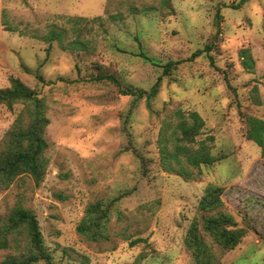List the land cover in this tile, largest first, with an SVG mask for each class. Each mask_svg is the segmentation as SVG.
I'll use <instances>...</instances> for the list:
<instances>
[{
  "label": "rangeland",
  "instance_id": "1",
  "mask_svg": "<svg viewBox=\"0 0 264 264\" xmlns=\"http://www.w3.org/2000/svg\"><path fill=\"white\" fill-rule=\"evenodd\" d=\"M79 27L87 49L53 37L68 45ZM107 74L159 93L149 105ZM12 76L50 119L42 181L0 188V237L15 206L37 216L49 257L33 264H196L186 236L208 185L247 230L221 264H264V157L246 135L248 116L264 119V0H0V89ZM23 108L0 105V151ZM178 109L205 120L196 142ZM204 139L216 161L196 167ZM7 237L0 264L29 245Z\"/></svg>",
  "mask_w": 264,
  "mask_h": 264
},
{
  "label": "trees",
  "instance_id": "2",
  "mask_svg": "<svg viewBox=\"0 0 264 264\" xmlns=\"http://www.w3.org/2000/svg\"><path fill=\"white\" fill-rule=\"evenodd\" d=\"M247 0H242L245 2ZM69 17L68 20L76 21L81 18ZM217 29L220 30V16L217 20ZM82 28H77L76 38L70 44H63L64 34L53 32V37L58 38L64 48L87 49L88 44L82 36ZM211 46H208L210 48ZM196 52L195 55H198ZM212 59V57L210 56ZM179 62H169L165 65V72L178 65ZM247 69H251L252 62L248 58L243 60ZM100 78L114 81L119 87L118 78L113 75H104ZM159 80L149 91L134 90L133 88H122L120 91L125 95L136 96V98L147 97L148 104L159 93ZM22 103L24 108L19 113L13 127L8 131L3 149L0 151V188L7 187L20 174H30L39 184L46 172L47 157L45 154L48 148L46 129L50 119L44 111L42 99L38 94L27 86L19 77L12 76L10 85L0 89V105L13 108L14 104ZM179 116V128L182 129L183 141L196 142V137L203 132L206 126L205 120L196 110L188 114L182 110H176ZM247 138L255 142L261 149L264 157V119L250 115L247 117ZM179 150H189L186 144H180ZM179 151H175L178 157ZM189 162L194 166L211 165L216 159L211 153L208 145L201 140L200 147L193 154L188 156ZM221 188L216 185H208L205 189L199 210L201 218L193 220L186 236V244L192 252L196 264H221V258L226 250L234 249L247 234V230L239 227L234 216L230 213L220 211L223 200L220 198ZM203 213V214H202ZM208 214V215H207ZM25 231L29 236V245L26 246L19 256H9L3 264H33L39 260L49 257L43 249V235L39 222L34 211L22 205L14 207L8 222L3 228L4 238L0 237V248L10 245L9 234H19ZM218 247V251L208 243V239ZM15 242L16 238L13 239Z\"/></svg>",
  "mask_w": 264,
  "mask_h": 264
}]
</instances>
